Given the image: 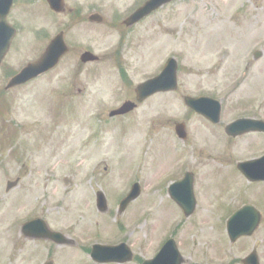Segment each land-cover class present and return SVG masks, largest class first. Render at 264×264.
<instances>
[{
    "label": "rangeland",
    "instance_id": "1",
    "mask_svg": "<svg viewBox=\"0 0 264 264\" xmlns=\"http://www.w3.org/2000/svg\"><path fill=\"white\" fill-rule=\"evenodd\" d=\"M141 1L123 0V15ZM34 11L40 17L46 13ZM25 21L24 37H17L0 65V264H43L49 259L99 264L91 257L92 245L117 241L133 246L135 260L125 264H139L170 234L187 256L213 247L227 252L220 224L203 221L210 206L200 200L195 215L185 220L168 184L178 179L172 170L175 160L185 156L201 176L202 195L222 184L233 187L240 181L236 162L264 152L258 133L230 142L197 114L187 121L190 112L183 101L185 95L212 96L221 100L228 116L264 117V0H177L142 27L123 30V79L114 62L122 48L97 26L91 36H83L82 43L90 47L72 45L54 70L5 91L10 77L36 60L48 43L31 41L27 31L34 22ZM35 26H41L39 20ZM88 49L100 63L80 62ZM169 57L179 63L178 91L159 93L131 114L110 116L134 99L136 86L159 74ZM183 120L190 131L186 141L175 136V124ZM209 151L218 152V160H209L203 175L206 158H212ZM17 179L6 190L8 181ZM135 182L142 186L141 195L119 212ZM99 190L108 200L104 212L96 207ZM36 217L72 243L25 238L23 224Z\"/></svg>",
    "mask_w": 264,
    "mask_h": 264
},
{
    "label": "flooded vegetation",
    "instance_id": "2",
    "mask_svg": "<svg viewBox=\"0 0 264 264\" xmlns=\"http://www.w3.org/2000/svg\"><path fill=\"white\" fill-rule=\"evenodd\" d=\"M147 1L148 0H142L130 12L123 15V0H119L120 3H116L114 6H103L101 4L96 5V2L92 1L88 4H84L83 2H78V0H59L57 9L50 5L49 0H10L9 2L11 5L8 20L9 23L16 29V36L13 40L12 46L18 36H21L20 39L24 37L22 33L25 31V29L21 24L26 23L25 19L27 17L28 20L30 19L34 22V26L28 29V31L26 30L31 41L35 39L37 41L41 40V42L45 43V41L48 40V43L45 46L47 47L49 42L55 36L63 35L64 40L69 47V51L65 57L71 53L72 45L90 47V44L82 43L84 41L83 36H91L97 26L104 27L105 36H114L119 47L122 48V54L120 55L119 59L115 60L114 62L115 64L120 65L121 70H119V73L123 79V44H125L123 40L126 41V39H123V30L133 31L139 26L142 27L143 24H146L147 22L149 23V20L153 19L154 15L161 12L166 7H169L171 4H174V2L177 0L163 4L161 7L139 21L131 19L130 17L133 15V13L143 6ZM5 4L0 2V6ZM37 8L45 9L46 13L42 14V17H40V13L38 15V11H34ZM17 15H21L23 17V21ZM38 20L41 26H35V23ZM19 24L21 26H19ZM52 25L56 26L55 31H52ZM38 27L41 28L37 29ZM32 30H34V34L32 33ZM74 31L79 33H75ZM124 36L127 37V35ZM86 51L91 50H84V52ZM84 52H82V54ZM82 54L80 57L81 59ZM65 57H63V59ZM63 59L60 61V63L63 61ZM80 62L82 64H88L86 62ZM96 63H100V61H97ZM177 91H167L160 93H173ZM157 94L159 93L152 95L146 101L151 100ZM218 107L219 108H213V110H211V116L212 118L214 117V119L209 118L206 115H199L191 108H188L190 114L186 119L189 121V118L192 116V114H197L209 125L208 127L215 129V131L224 132L230 142L236 141L239 138L244 139L251 133H258L259 136L263 138L262 141L264 145V132H251L238 137H230L226 133L228 124L233 121H236L240 118H252L255 120L264 121L263 116H250L243 114L231 117L226 115V111L223 106L221 107V110L220 105H218ZM217 116L219 117L218 120L216 119ZM228 117H231V120L227 121ZM175 133L176 135H174L178 139L186 141L190 135L188 123L184 122V120L182 122H177L175 124ZM254 144L255 141L250 143V145ZM208 153L212 158H206V168L204 169L203 175L208 173L207 164L209 160H218V157H216L219 154L218 152L209 151ZM262 155H264V152L258 154L256 157L258 158ZM238 165L239 161L236 162V166L234 165V167H236V171L239 173L240 181L235 184V186L227 187L222 184L221 188H207L202 195L199 191L202 185L199 182L201 181V176L197 175L194 168L191 167L188 161H186L185 156L175 160L172 170L176 171L175 178L178 177V179H175L171 184H174V187L178 185L180 190H183L185 188L184 186H186L185 178L187 175H189L187 185L192 189V200L194 207L192 213L187 215L181 208V199H177L173 195L174 187L171 191V184L168 185V192L172 193L170 198L179 206L180 210L185 215L184 217L186 220L195 215L200 200L202 201L203 206V203H207L210 208H208V210L205 208L204 214L202 216L203 221H215L214 223L220 224V234L225 236L223 238L226 240V244L229 246L227 252H219L217 251L216 247H213L212 251H205L203 253L195 254L194 257H192L191 254L187 256L186 252H182L180 250V255L175 260H182V264H264V179H259L257 181L250 180L242 173ZM232 218H234L236 221V240L231 239L227 229V224ZM246 224H252L251 226L254 228L251 230L250 234H243L239 231L242 225ZM233 249H236V251H231ZM160 250L161 248L157 249L151 258L156 257ZM135 257L133 256L134 260ZM143 261V259L140 260L139 264H142Z\"/></svg>",
    "mask_w": 264,
    "mask_h": 264
},
{
    "label": "water",
    "instance_id": "3",
    "mask_svg": "<svg viewBox=\"0 0 264 264\" xmlns=\"http://www.w3.org/2000/svg\"><path fill=\"white\" fill-rule=\"evenodd\" d=\"M7 0H0V2ZM170 0H150L145 4L144 7L139 9L135 16L144 17L159 5L164 2ZM9 12V7H2L0 11V64L3 61L6 53L9 50L11 41L14 36V31L12 27L7 22V15ZM68 50L65 42L62 37H57L54 39L51 44L48 46L45 53L34 62L29 63L25 68H23L20 73L15 75L8 83L7 88H11L14 86L22 85L27 83L28 81L37 78L39 75L49 71L54 68L62 58V56ZM257 56H260L258 54ZM98 57L91 54L86 53L83 55L84 61L97 60ZM177 70L178 65L176 59H169L166 67L163 72L154 79H151L143 84H141L137 88V97L138 100L141 101L148 95L155 93L156 91H162L166 89H174L177 87ZM186 103L194 108L197 112L206 113L209 117L211 116V110L213 108H219L220 105L216 100L207 97L194 98L187 96L185 98ZM135 103L128 101L126 102L119 110L114 111L112 115L116 113H128L135 108ZM218 120V116L216 118ZM248 131H264V122L263 121H255L250 119H241L234 123H232L228 128L227 132L231 135H238L241 133H245ZM264 166V158L243 162L239 165L240 169L250 178L259 179L264 177V170L260 169ZM188 176H186V186L183 190H180V187L176 185L174 187L173 195L178 199H181V205L184 211L189 214L193 211V200H192V189L187 185ZM184 181V182H185ZM19 179L14 182H8L7 190H10L12 187L17 185ZM171 188V189H172ZM140 193L139 184L134 185L130 194L123 200L122 210H124L127 205ZM98 207L102 211L107 209V202L105 200V196L102 193H99L98 198ZM229 232L231 236L235 239L237 234L236 221H229ZM23 232L26 236L32 238H43L50 239L57 244H68L72 243V241L68 240L64 234L58 231H53L48 226L47 222L44 219L36 218L26 222L23 226ZM130 249L126 244H120L116 246H104L97 245L94 247L92 252V257L98 262H109V261H117L123 262L127 261L131 258ZM180 253L178 251L177 245L174 240H169L162 251L158 254V256L153 259L146 261L144 264H181L182 260H175L179 257ZM45 264H54L52 261H49Z\"/></svg>",
    "mask_w": 264,
    "mask_h": 264
}]
</instances>
